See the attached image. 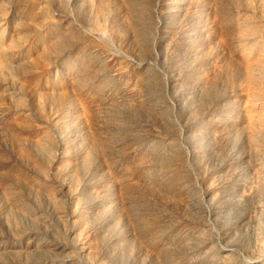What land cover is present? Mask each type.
Here are the masks:
<instances>
[{
	"label": "rangeland",
	"instance_id": "1",
	"mask_svg": "<svg viewBox=\"0 0 264 264\" xmlns=\"http://www.w3.org/2000/svg\"><path fill=\"white\" fill-rule=\"evenodd\" d=\"M253 255L264 0H0V264Z\"/></svg>",
	"mask_w": 264,
	"mask_h": 264
},
{
	"label": "bare ground",
	"instance_id": "2",
	"mask_svg": "<svg viewBox=\"0 0 264 264\" xmlns=\"http://www.w3.org/2000/svg\"><path fill=\"white\" fill-rule=\"evenodd\" d=\"M208 215V214H207ZM210 214L207 216V218H209ZM223 251H231L234 252L235 251V247L233 243H226L225 246H221ZM250 264H264V260L260 257V255H253L250 257L249 260Z\"/></svg>",
	"mask_w": 264,
	"mask_h": 264
}]
</instances>
